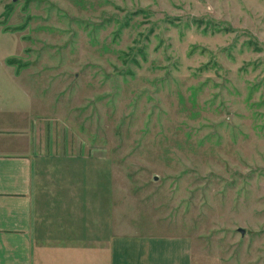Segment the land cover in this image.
<instances>
[{
  "label": "rangeland",
  "instance_id": "rangeland-1",
  "mask_svg": "<svg viewBox=\"0 0 264 264\" xmlns=\"http://www.w3.org/2000/svg\"><path fill=\"white\" fill-rule=\"evenodd\" d=\"M10 54L131 230L264 264V0H0Z\"/></svg>",
  "mask_w": 264,
  "mask_h": 264
},
{
  "label": "crops",
  "instance_id": "crops-1",
  "mask_svg": "<svg viewBox=\"0 0 264 264\" xmlns=\"http://www.w3.org/2000/svg\"><path fill=\"white\" fill-rule=\"evenodd\" d=\"M15 56L0 58V264H194L190 236L131 230L98 165L34 111Z\"/></svg>",
  "mask_w": 264,
  "mask_h": 264
},
{
  "label": "water",
  "instance_id": "water-1",
  "mask_svg": "<svg viewBox=\"0 0 264 264\" xmlns=\"http://www.w3.org/2000/svg\"><path fill=\"white\" fill-rule=\"evenodd\" d=\"M14 2H16L17 0H13ZM241 234H244L245 233V231L243 230V229H239L238 230Z\"/></svg>",
  "mask_w": 264,
  "mask_h": 264
}]
</instances>
